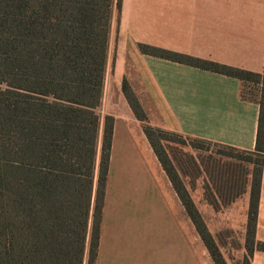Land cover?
Returning a JSON list of instances; mask_svg holds the SVG:
<instances>
[{
    "label": "trees",
    "instance_id": "16d2710c",
    "mask_svg": "<svg viewBox=\"0 0 264 264\" xmlns=\"http://www.w3.org/2000/svg\"><path fill=\"white\" fill-rule=\"evenodd\" d=\"M120 4L121 0H0V264H96L113 126L109 115L102 125L98 107L113 14ZM138 48L147 55L237 78L243 84L242 98L257 102L255 148L240 151L151 125L126 79L121 84L214 264L227 263L165 144L190 141L250 154L248 255L243 264H251L254 249L264 251V242L255 240L264 168V66L262 72H253L144 43ZM246 82L259 86L257 94L245 93ZM209 183L205 176L204 190L213 196L209 203L216 210L241 194L226 192L223 199Z\"/></svg>",
    "mask_w": 264,
    "mask_h": 264
},
{
    "label": "crops",
    "instance_id": "0c3cea01",
    "mask_svg": "<svg viewBox=\"0 0 264 264\" xmlns=\"http://www.w3.org/2000/svg\"><path fill=\"white\" fill-rule=\"evenodd\" d=\"M139 43L262 72L264 0H121L120 10L113 14L103 94L98 107L102 125L104 116L109 115L113 118V126L96 264L139 263L137 254L136 263L135 257L130 260L129 223L122 216L129 209L137 210L136 226L139 228L141 211L144 229L145 194L151 204L160 206V211L172 217L174 227L178 225L164 194L166 191L174 194L172 198L175 200L176 193L122 92L124 79L151 125L240 151L255 148L259 106L255 100L242 98V81L144 54L138 49ZM101 134L102 128L97 160ZM146 144L152 154V164L145 154ZM96 179L97 170L94 189ZM186 187L207 227L210 228L209 211L218 217L228 211L224 214L229 213L230 218L233 217L230 211H241L242 224L247 223L249 183L242 196L217 210L208 200L196 201L193 188L187 184ZM140 199L143 205H140ZM92 208L93 204L85 240L86 253ZM179 232L177 242L167 237L151 242L147 247L148 251H154L151 259L145 260L143 253L141 264H182L187 241ZM211 234L217 243L213 230ZM255 240L264 242V168L260 179ZM135 246L139 250V244ZM140 247L145 250L144 239ZM188 254L191 262V249ZM250 263L264 264V251L254 249Z\"/></svg>",
    "mask_w": 264,
    "mask_h": 264
},
{
    "label": "rangeland",
    "instance_id": "374dc122",
    "mask_svg": "<svg viewBox=\"0 0 264 264\" xmlns=\"http://www.w3.org/2000/svg\"><path fill=\"white\" fill-rule=\"evenodd\" d=\"M258 89L259 86L256 83L246 82L244 91L246 94H257ZM194 146H196V148ZM165 148L176 168L181 173L184 182L193 188L194 196L198 202H201L205 197L208 199V202H213V196L209 191L207 189L203 190V177L205 176L210 180L209 185L212 192L223 199L226 198V192L236 193L239 191L242 194L246 188V184L249 183L251 178L252 164L247 162L246 159H248L250 154L246 152L229 150L212 144L200 146L198 143H192L190 141H185L184 144L169 141L165 144ZM145 154L150 158L152 164V154L147 144ZM147 157L146 162L148 164ZM252 157L254 158V156ZM164 194L170 204L172 214L177 219L176 225H178L176 227L173 226L172 217L165 214V211H160V206L151 204L147 194H145L143 202L145 207L144 229L141 226L143 220L141 211L139 212V228L136 226L138 217L137 210L130 211L129 209V211L123 213V220H128L129 223L128 249L130 260L135 257L136 263L137 254L139 257L138 264H141L143 253L145 260L151 259V255L154 251L153 249L147 250L151 242L164 240L165 237L169 238L172 242H177L179 241V231H181L183 237H185L187 241V253L185 250L182 253V264H214L179 199L176 197L175 200H173L172 197H175V195L172 194V196L168 194V191ZM143 204L140 199V205ZM225 212L223 211V214L219 217L216 216L214 212L209 211L207 213L210 218V228L207 227L205 221H203L210 234L211 230H213L219 249L226 263L243 264L244 258L248 255V249L246 247V224H242L241 211H239V213L234 210L230 211V213L233 214L231 218L228 217L229 213L225 215ZM133 222L135 224H133ZM211 236L213 237L212 234ZM143 239L145 241V250H142V247H140V243ZM136 244H139V250L136 248ZM189 249H191L192 254L191 262L188 254ZM133 251L135 252L132 255ZM185 254L187 259H185Z\"/></svg>",
    "mask_w": 264,
    "mask_h": 264
}]
</instances>
